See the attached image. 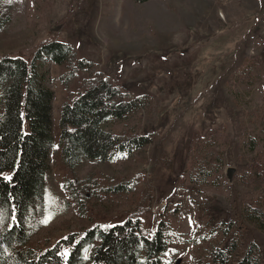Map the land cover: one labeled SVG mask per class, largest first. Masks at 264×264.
Segmentation results:
<instances>
[{"label":"rangeland","instance_id":"374dc122","mask_svg":"<svg viewBox=\"0 0 264 264\" xmlns=\"http://www.w3.org/2000/svg\"><path fill=\"white\" fill-rule=\"evenodd\" d=\"M64 17L69 21L58 26ZM50 35L127 91L148 97L136 115L110 119L104 127L114 133L132 127L148 135L149 144L130 158L116 150L101 164L83 160L77 168L80 179L97 165L103 175L134 171L145 182L136 195L81 206L66 184L59 146L63 70L39 58V70L55 94L54 145L44 178L43 212L29 244L45 249L94 222L122 223L130 208L142 205L144 229L155 230L159 220L168 224L163 264H227L231 244L238 250L255 242L264 250L258 220L238 226L236 219L240 202L252 196L242 176L256 154L264 155V128L255 126L264 113V0H0V58L30 60L38 42ZM205 39L219 54L233 42L231 65L222 75V66L211 65L215 55H201ZM198 59L203 71L196 76V90L212 87L194 96L193 63ZM71 88L76 90L77 82ZM212 104L217 108L210 117ZM229 168L234 169L231 179ZM248 260L264 264L254 247Z\"/></svg>","mask_w":264,"mask_h":264},{"label":"trees","instance_id":"16d2710c","mask_svg":"<svg viewBox=\"0 0 264 264\" xmlns=\"http://www.w3.org/2000/svg\"><path fill=\"white\" fill-rule=\"evenodd\" d=\"M143 3L147 0H134ZM69 19L58 23L63 26ZM202 40V53L215 55L211 65L222 66L221 75L231 65L233 42H228L223 54L214 52ZM229 49V50H228ZM228 51V52H227ZM215 53V54H214ZM200 55V56H201ZM220 55V56H219ZM199 56V57H200ZM44 58L63 70L61 83L66 97L59 113V146L65 166L66 184L76 200L85 207L90 201L114 203L126 194L136 195L145 182L139 172H114L103 175L97 165L90 168L84 179L77 176L83 160H107L112 151H120L130 158L133 151L149 144L146 134L132 128L119 133L106 129L110 119L122 121L146 107V95H134L115 78L105 75L96 64L80 57L67 43L50 35L38 42L32 59L5 55L0 58V264H163L162 254L168 248V224L159 220L155 230L142 227V205L130 208L128 217L111 225L108 222L93 225L83 232H72L57 239L50 247L38 249L29 244L34 223L38 226L45 199V173L50 167L54 145L53 100L54 90L46 75L40 72L37 60ZM194 96L196 76L201 77L199 59L193 63ZM84 76L81 77L80 75ZM220 75V76H221ZM218 77V79L220 78ZM77 82L76 90L71 87ZM212 104L207 116L213 117ZM204 113V112H203ZM213 123L212 121H209ZM264 128V113L260 121ZM98 164V165H99ZM252 196L239 205L241 222L254 223L264 233V155L256 154L242 176ZM98 207L99 204H96ZM244 237V231L240 233ZM256 248L264 260V250L255 242L237 250L231 244L227 264H249L248 251ZM90 249L89 256L85 251ZM65 250L67 255L65 256ZM142 253L145 259L141 258ZM218 257L222 252H217ZM227 254V253H225Z\"/></svg>","mask_w":264,"mask_h":264},{"label":"water","instance_id":"95a60500","mask_svg":"<svg viewBox=\"0 0 264 264\" xmlns=\"http://www.w3.org/2000/svg\"><path fill=\"white\" fill-rule=\"evenodd\" d=\"M234 172V169L233 168H229L228 171H227V177L228 179H231L232 178V173Z\"/></svg>","mask_w":264,"mask_h":264},{"label":"snow or ice","instance_id":"6c2138e0","mask_svg":"<svg viewBox=\"0 0 264 264\" xmlns=\"http://www.w3.org/2000/svg\"><path fill=\"white\" fill-rule=\"evenodd\" d=\"M48 222V218H46L45 220H44V223H47ZM65 256L67 255V250H65Z\"/></svg>","mask_w":264,"mask_h":264},{"label":"crops","instance_id":"0c3cea01","mask_svg":"<svg viewBox=\"0 0 264 264\" xmlns=\"http://www.w3.org/2000/svg\"><path fill=\"white\" fill-rule=\"evenodd\" d=\"M54 103V102H53ZM53 123H54V117H53Z\"/></svg>","mask_w":264,"mask_h":264}]
</instances>
